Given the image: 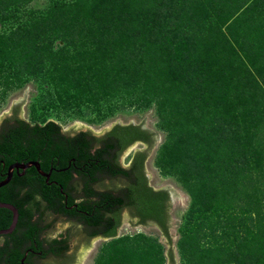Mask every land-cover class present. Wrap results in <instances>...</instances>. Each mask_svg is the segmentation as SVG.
I'll use <instances>...</instances> for the list:
<instances>
[{
  "label": "trees",
  "instance_id": "1",
  "mask_svg": "<svg viewBox=\"0 0 264 264\" xmlns=\"http://www.w3.org/2000/svg\"><path fill=\"white\" fill-rule=\"evenodd\" d=\"M135 1L110 0L106 4L75 0L74 5L85 13H69L73 25L68 21L62 25L66 32L83 39L88 34L82 36L78 30L96 34L90 50L72 55L63 44L58 51L61 56L67 55L66 62L55 60L51 71L29 67L30 61L23 60L21 54L17 55L19 66L26 63L28 74L49 77L53 83L59 80L64 91L75 87L78 96L93 102L121 95L137 105L155 101L160 113L158 125L170 130L159 147L158 165L165 174L175 175L185 184L198 202L196 211H218V206H210V202L220 197L228 200L234 197L232 192L245 194L241 201L242 212L249 214L247 219L227 217L230 207L224 205V213L218 214L221 229L212 225L208 232L196 230L197 244L191 249L195 264H217L221 254L227 255L220 259L222 264H264V0H149L151 4H142L138 10ZM118 3L132 6L112 13ZM82 17H87V27L77 22ZM111 23L114 27L127 26L129 32L123 36ZM249 26L256 28V36L249 32ZM117 38H123L121 45H116ZM128 40L133 46L124 47ZM8 78L2 83L8 84ZM14 110L4 119L0 131V156L8 164L36 159L46 170L61 168L62 173L55 170L54 174L62 181L65 193L61 195L59 187L39 191L29 185L31 175L16 178L12 188L0 192V201L20 208L17 229L21 230L12 243L0 248V264L7 258L20 264V248L26 246L42 250L43 258L52 255L36 264H71L76 258L68 253L75 238L86 242L100 233L116 237L125 212L135 224L157 225L169 244L173 242L171 190L151 185L146 171V160L159 135L156 130L130 122L116 123L102 135L90 130L72 133L54 120L39 123L21 118L19 105ZM136 142L145 147L134 151L128 165L123 166L122 154ZM178 146L187 147L181 165L171 161V151ZM207 192L210 198H206ZM38 193L40 200H36ZM65 195L66 206H72L65 207L68 218L84 225L85 230L74 232L70 228L62 233V241L54 239L46 248L31 219L32 206L22 207L46 201L59 209L65 206ZM4 211L0 209V216ZM233 211L237 212L235 207ZM7 220H1L0 229L10 224L11 217ZM244 220L251 222L247 228L251 236L237 239L235 228V234H231L229 226ZM209 234L214 235L209 244L218 251L216 256L200 248L202 238ZM117 240L130 243L128 237ZM250 241L256 242L253 252L233 251L237 243ZM167 254L174 263L173 247Z\"/></svg>",
  "mask_w": 264,
  "mask_h": 264
},
{
  "label": "rangeland",
  "instance_id": "2",
  "mask_svg": "<svg viewBox=\"0 0 264 264\" xmlns=\"http://www.w3.org/2000/svg\"><path fill=\"white\" fill-rule=\"evenodd\" d=\"M74 1L75 0L0 1V118L3 113H10L13 101H17L20 97L24 96L27 90L28 94L23 118L27 121L39 123H45L52 119L58 122L64 129L68 127L71 122L80 121L98 131L106 128L110 124L112 118L119 115H142L149 111V114L153 118V126L163 134L161 142L154 151L152 166L160 178L176 184L188 195L189 199L179 217L176 237L171 244H163L161 234L156 230L149 229L147 232L140 226L134 228L131 224H126L116 237L105 238L97 243L90 254L88 264H167V249L170 247H173L179 264H195L196 260L192 259L193 257L191 254L193 251L191 249L197 244L196 236L198 233H196V230L200 228V231L204 229L208 232L210 230L209 227L212 225L220 228L221 226L217 223L218 214L224 213V211L221 210L224 205L225 207H230L227 217L230 214V218L236 216L247 219L249 214L242 212V207L244 208V205L242 206L241 201L245 194H234L232 192V196L234 197L228 200H224L223 197H220V199L210 202V206H218V211L211 209L205 212H197L196 210L199 209L196 207L198 202H194L185 184L175 175L165 174L158 165L157 153L159 147L170 135V130L167 126L163 129L158 125L160 122V113L155 101H151L149 105H137L128 102V98L121 95L118 97L113 96L110 100L93 102L92 100H88L86 96H78L75 87L65 89L68 93L66 94L59 80L53 83L49 77L36 78L33 76L34 74H28L25 71L28 66L32 68H36L37 66L41 70L51 71L55 60L66 62L67 55L63 53L61 56L58 51L63 44H66L72 55L80 50L85 53V49L90 50L94 45V36H96V34H89V31L82 33L83 31L78 30L82 36L88 34V36L83 39L81 36H72V34H70L71 32H66V26L62 25L66 21L73 25L74 21H69V13H85L74 5ZM102 1L106 4L110 2V0H100V2ZM142 1H144V3H142ZM142 4L149 5L151 2L149 3V0H136L134 3L136 10L140 9ZM3 5L6 8H4ZM131 6L132 5L129 3H118L115 5L112 13H117L120 9ZM84 18L87 17H82L78 19L77 22L81 21L80 24L86 25L87 27L89 25L88 20ZM112 26L122 33L123 36L124 34L126 36L127 32H129L127 26L117 25L114 27L113 24ZM71 28L74 29V26H71ZM247 29L250 33L254 32L255 34L256 28L254 29L249 26ZM224 30L228 33L227 25L224 26ZM118 31H116L115 34ZM93 32L94 30L90 31V33ZM250 36H252V34H250ZM122 39L123 38L116 40V45H121ZM240 41L242 42V38ZM127 44L133 46L129 40L125 41L124 47H126ZM20 54L23 55V60L30 61L31 64L28 63L29 65L27 66L26 63H24V65L19 66L21 61L17 58V55ZM38 60H42V64H34V62L36 63ZM7 76L9 77V82L5 85L2 82H5ZM77 92L79 93V91ZM68 95H72L74 98L70 99ZM112 105L113 107H110ZM186 148L185 146L174 148V150L171 151L174 153V155L171 156V161H173V163L177 161L181 165L183 162L182 157L184 158V155L187 154ZM134 151L135 149H131L124 156L125 164L129 163L130 156ZM202 189H204V184L202 185ZM205 189L207 191L206 186ZM210 197L211 195L207 192L206 198ZM233 207L236 208L237 212H231V208ZM201 208H203L202 205ZM235 223V226H231L230 224L229 229L232 234V229L235 228L236 236H238L237 239L241 236H251V234H247V228L250 229L251 225L249 220H244L242 224L238 222ZM213 236L214 235L209 234L205 238H202L200 248L203 252H207L208 255L211 254L216 256L218 251L215 249L212 250L211 248H213V246L209 244L210 241H214ZM123 237L130 238V243L128 245H125L124 241L117 240ZM255 243V241H250L249 243L239 242L236 244L237 248L235 250L233 248V251H244L247 253L249 250V252H253ZM242 244L244 245V249L241 248ZM208 248H210V250H208ZM219 252L221 254L220 250ZM219 256L220 258L217 264H222L220 259L224 257L227 258V255L221 254Z\"/></svg>",
  "mask_w": 264,
  "mask_h": 264
},
{
  "label": "flooded vegetation",
  "instance_id": "3",
  "mask_svg": "<svg viewBox=\"0 0 264 264\" xmlns=\"http://www.w3.org/2000/svg\"><path fill=\"white\" fill-rule=\"evenodd\" d=\"M14 111L15 110L13 109V111L10 114H8L6 117L12 116ZM3 122L4 120L2 121L0 125V131L2 130ZM30 161H38V160L36 159L15 160L12 163L8 164L6 161V158L4 156H0V182L5 180L8 177L9 173L11 174L9 181L0 187V192L3 191V189L5 188L7 190L12 188L14 183L17 181L16 178H19V177L22 178V177L31 175L29 185L34 188H37L39 191H42V189H45V188L50 190L51 188L59 187L61 195L62 193H65L62 188V181L60 179H57L56 175L54 174L55 170L62 173L61 168H56L53 166L49 168L48 170H46L42 167L41 162L38 161L40 163L41 170L45 174H48V176L42 174L35 166H31L25 169H21L17 167H14L11 169V166H14L15 163H27ZM120 161L123 166L128 165V163L127 164L123 163L121 158H120ZM69 166H71L70 163H69ZM32 167H34L35 170L32 172H29L28 169ZM74 177L75 179H77L78 186L82 187V184L79 183L80 178L78 177V174L75 173V171H74ZM75 179H73L72 183L75 181ZM107 182L108 180L105 181V183ZM43 184L45 185V187L43 186ZM95 185H97V182L95 183ZM40 199H41V195L40 193H38L36 196V200H40ZM64 200H65V206L64 207L61 206L59 209H57L58 208L57 205L48 203L46 201L45 202L39 201V204L29 203V204H25V206L22 207V208H25L28 206H32L31 208L33 210L32 211L33 216L31 217V219L36 224V227H37L36 229L38 230V231L36 230L38 238L44 241L46 248H50V245L54 239H59L60 241H62V233L65 234L67 230L70 228L74 232H81L85 230L84 225H82L79 222L75 223L72 219L68 218V215L65 212L66 210L65 207H68V209H71L72 206H66L67 195H65ZM80 200H81L80 198L76 199L77 202H79ZM1 208L5 209L3 213L5 214V216H3V214L1 215L2 217L0 216V222L3 219L8 221L7 216L11 217V222L6 228L0 229V248L2 246H5L6 242L12 243L14 240V237L20 235L21 233V230L17 229L19 216H20V208L12 202L0 201V209ZM97 238H111V237L104 236L102 233H100L98 235L88 237V240L86 242H80L79 239L75 238V240H73L72 242V248L69 250V253H68L69 255L74 254L76 258L75 260L72 259L74 260V262H72L71 264H74L77 261L78 252H79V248L81 247V245L83 243L88 244ZM61 244L62 243H60V245ZM20 249L23 252V255L20 260V264H36L37 260L38 261H40L41 259L46 260L48 259V257L52 256L51 254H48L47 257L44 256L43 258L42 256L44 252L42 250H39L34 247H30V246L28 247L26 246L24 249L22 248ZM1 264H17V263H15L12 258H7Z\"/></svg>",
  "mask_w": 264,
  "mask_h": 264
},
{
  "label": "water",
  "instance_id": "4",
  "mask_svg": "<svg viewBox=\"0 0 264 264\" xmlns=\"http://www.w3.org/2000/svg\"><path fill=\"white\" fill-rule=\"evenodd\" d=\"M27 94H28V90L24 93V96L20 97L17 101H13V106L11 108L10 113L13 111L15 106L19 105L20 106L19 114L22 118L24 117ZM10 113H3V115L0 118V125H1L2 121L6 118V116ZM130 122L144 123V125L146 127L151 128L153 130H156V128L153 126V118L149 114V111L142 114V115H132V116L119 115L117 117L112 118L110 124L106 128L98 130V131H96L95 129H93L87 125H85L84 123H82L80 121H73L69 124L68 127H66L65 129L64 128H62V129L64 131L72 132V133L80 131V130H84V131L90 130L97 135H102L103 133H105L106 131L111 129L116 123L126 124V123H130ZM156 131L158 132L159 135L157 136L156 145H155L152 153L150 154V156L146 160V171H147V174L149 176V180H150L151 185H153L155 188H169L171 190V196L173 198V201H172L173 205L171 208V215H172L171 233L173 235V242H174V239L176 237V229H177L179 217L182 213L184 206L186 205V203L188 202L189 199H188V195L180 187H178L176 184L160 178L152 166V159H153L154 151H155L156 147L158 146V144L161 142L162 137H163V134L161 132H159L158 130H156ZM144 147L145 146L141 142L134 143L133 145L128 147V149L122 154L121 160L124 163V156L131 149H135V151H136V150L142 149ZM31 166H35L42 174L48 176V174H45L41 170L40 163L38 161H30L27 163H15L14 166H11V169L14 167L25 169V168H28ZM10 175L11 174L9 173L8 177L5 180H3L2 182H0V187L9 181ZM134 221H136V220H134ZM126 224H131L134 228H136L137 226H140V227L144 228L147 232L149 229L156 230L157 232H159L161 234L162 243L163 244H169L168 239L165 237V235L162 234L160 228L157 225H155L153 223H150L148 225L135 224L134 222L130 221V217L127 214V212H125V214H124V221H123V224L121 225V227L119 229L118 234L121 232V229ZM103 239H105V238H97L88 244L83 243L81 245V247L79 248L77 261L74 264H88L89 257H90V254H91L93 248L97 245L98 242L102 241ZM168 249H167V251H168ZM167 257H168V254H167ZM167 264H179L178 259L176 257V254H175V262L172 263L170 258L168 257Z\"/></svg>",
  "mask_w": 264,
  "mask_h": 264
}]
</instances>
